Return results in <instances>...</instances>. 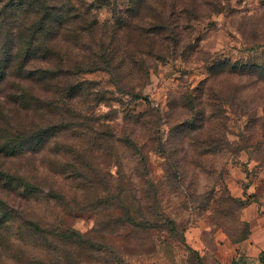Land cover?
<instances>
[{
  "label": "rangeland",
  "instance_id": "374dc122",
  "mask_svg": "<svg viewBox=\"0 0 264 264\" xmlns=\"http://www.w3.org/2000/svg\"><path fill=\"white\" fill-rule=\"evenodd\" d=\"M70 1L117 28L61 43L86 92L70 105L106 140L87 155L73 128L21 144L47 121L0 78V264H223L243 209L264 211V0ZM171 9L175 45L144 32Z\"/></svg>",
  "mask_w": 264,
  "mask_h": 264
},
{
  "label": "trees",
  "instance_id": "16d2710c",
  "mask_svg": "<svg viewBox=\"0 0 264 264\" xmlns=\"http://www.w3.org/2000/svg\"><path fill=\"white\" fill-rule=\"evenodd\" d=\"M157 1L163 7L166 2L173 7L176 0H139L135 7L145 4L152 10ZM90 10L83 12L70 0H0V78L15 76L19 88L18 104L27 111L31 110L37 121H47L42 128L35 125L37 129L31 131L29 137L21 135V144L33 141L32 145L40 149L59 131L73 128L81 130L79 135L88 137L89 145L84 151V155H87L93 151L92 146L97 145L99 139L106 140V136H103L105 133L97 131L100 123L96 124L95 116L81 115L71 106L76 96L86 93L83 83L65 81L69 68L64 65V58L68 57V53L63 51L61 43L74 46L88 41L86 37H89L91 42L96 39L104 44L108 35L113 37L117 29L113 25L99 26L97 20L89 16ZM182 11L188 10L183 8ZM170 16H173L172 9L168 14L160 13L159 23L144 32L168 40L167 45H175L178 39L173 36L178 34L174 33L178 29L170 22ZM100 27L98 35L97 29ZM124 30H127V26ZM52 147L55 155L62 153L59 145ZM62 150H65V154L77 156L75 162L82 159L83 153L77 149L66 146ZM65 161L64 165L68 163ZM50 165L53 167L54 164ZM8 218L9 213L2 215L3 220ZM67 234L56 232L61 237L74 235L73 231Z\"/></svg>",
  "mask_w": 264,
  "mask_h": 264
},
{
  "label": "crops",
  "instance_id": "0c3cea01",
  "mask_svg": "<svg viewBox=\"0 0 264 264\" xmlns=\"http://www.w3.org/2000/svg\"><path fill=\"white\" fill-rule=\"evenodd\" d=\"M242 219L247 222V234L234 245V252L227 248V258L223 264L230 263L237 249L241 252L236 253L241 254L239 264H259L264 253V211L248 206L243 209Z\"/></svg>",
  "mask_w": 264,
  "mask_h": 264
},
{
  "label": "built area",
  "instance_id": "2783aa9c",
  "mask_svg": "<svg viewBox=\"0 0 264 264\" xmlns=\"http://www.w3.org/2000/svg\"><path fill=\"white\" fill-rule=\"evenodd\" d=\"M259 264H264V253L261 256V260H260Z\"/></svg>",
  "mask_w": 264,
  "mask_h": 264
}]
</instances>
